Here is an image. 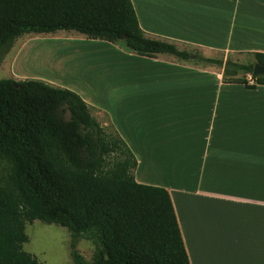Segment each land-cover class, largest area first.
Here are the masks:
<instances>
[{"label":"trees","instance_id":"trees-1","mask_svg":"<svg viewBox=\"0 0 264 264\" xmlns=\"http://www.w3.org/2000/svg\"><path fill=\"white\" fill-rule=\"evenodd\" d=\"M61 31L140 57L204 63L224 84L264 86L251 77L264 54L241 64L180 50L140 29L131 0H0V63L24 35ZM91 110L68 89L0 79V264H39L23 250L34 221L69 232L73 264H190L169 193L135 181L134 156ZM80 240L94 247L90 262Z\"/></svg>","mask_w":264,"mask_h":264},{"label":"crops","instance_id":"crops-1","mask_svg":"<svg viewBox=\"0 0 264 264\" xmlns=\"http://www.w3.org/2000/svg\"><path fill=\"white\" fill-rule=\"evenodd\" d=\"M131 3L146 35L180 50L264 54V0ZM93 41L113 51L118 75L105 81L104 103L79 96L134 156L135 181L169 193L190 264H264V86L224 84L219 69Z\"/></svg>","mask_w":264,"mask_h":264},{"label":"rangeland","instance_id":"rangeland-1","mask_svg":"<svg viewBox=\"0 0 264 264\" xmlns=\"http://www.w3.org/2000/svg\"><path fill=\"white\" fill-rule=\"evenodd\" d=\"M181 49L199 56L222 60L229 58L241 64L255 62V57L251 54L227 55L185 46ZM112 53L109 47L75 33L61 31L56 34L24 35L16 40L11 51L1 61L0 79L24 80L18 76L48 77L72 92L73 89H78L80 93L74 91L77 95L83 94L93 102L104 103L107 95L105 81L113 73L116 77L118 75V70L115 71L118 63L110 58ZM187 63L194 65L193 62ZM194 66L217 69L199 62ZM91 114L106 133L115 138L116 134L108 119L94 110H91ZM114 158L110 157L108 167L112 165ZM25 234L28 241L23 244V250L34 256L39 264H73L69 249L70 234L66 229L34 221L25 225ZM77 250L86 261H91L94 247L89 241L80 240Z\"/></svg>","mask_w":264,"mask_h":264},{"label":"water","instance_id":"water-1","mask_svg":"<svg viewBox=\"0 0 264 264\" xmlns=\"http://www.w3.org/2000/svg\"><path fill=\"white\" fill-rule=\"evenodd\" d=\"M252 78L264 77V66L258 63L253 65Z\"/></svg>","mask_w":264,"mask_h":264}]
</instances>
